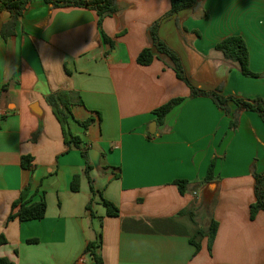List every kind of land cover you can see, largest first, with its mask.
Returning <instances> with one entry per match:
<instances>
[{
  "label": "crops",
  "instance_id": "1",
  "mask_svg": "<svg viewBox=\"0 0 264 264\" xmlns=\"http://www.w3.org/2000/svg\"><path fill=\"white\" fill-rule=\"evenodd\" d=\"M120 12L106 18L104 33L95 11L52 8L32 1L13 28L0 12V258L15 264H95L85 254L101 233L103 264H264V211L251 219L255 202L253 166L264 172V123L258 113L226 115L191 90L173 68L155 59L137 62L152 46L148 30L171 9V0H119ZM181 57L198 88H220L225 96L262 98L264 77L241 74L216 46L242 37L250 68L264 74V0H204L165 19L159 30ZM69 90L80 94L72 132L82 150L69 148L46 98ZM187 98L158 124L154 110L171 99ZM94 123L84 129L78 122ZM154 122L157 125H154ZM32 157L29 168L22 159ZM216 160L215 179L205 182ZM80 177L79 191L72 190ZM176 180L189 185L181 194ZM94 187V191L92 190ZM42 198V220L8 221L25 188ZM103 199L119 216L109 217ZM90 206V209L88 208ZM218 222L208 248L192 240Z\"/></svg>",
  "mask_w": 264,
  "mask_h": 264
},
{
  "label": "trees",
  "instance_id": "2",
  "mask_svg": "<svg viewBox=\"0 0 264 264\" xmlns=\"http://www.w3.org/2000/svg\"><path fill=\"white\" fill-rule=\"evenodd\" d=\"M34 0H0V12L9 11L12 14V20L3 26V31L13 28L18 17L22 16L28 5ZM53 9L61 7H84L96 12L98 16V27L101 31L103 40L112 46L113 41L103 31V22L106 18L113 17L120 12L119 0H44ZM204 0H171L170 11L153 23L149 28V38L152 46L145 48L138 56L137 62L142 66L151 65L155 59L164 61L175 71L177 77L185 82L191 90L190 98L207 97L210 98L215 105L226 115L231 113L230 102L237 106L231 120V129L238 126L239 114L243 110L253 111L259 114L264 123V100L262 98H238L235 96H225L221 93V89L206 90L196 87L190 80L184 68L180 55L172 49L163 39H161L159 30L165 19L175 16L179 12L186 9L198 8ZM216 50L223 53L226 60L236 63L239 66L242 75L251 78H261L264 74H258L250 68L249 49L245 40L240 36H229L216 46ZM187 98L178 97L171 99L167 103L154 110L158 124H162L166 116L177 106L181 105ZM46 101L51 107L55 117L59 121L65 144L69 147H76L82 150V154L88 162L87 170L91 169L89 149L82 148V140L71 130V121L75 120L73 108L82 105L83 100L78 92L62 90L50 94ZM85 130L93 123L94 119L89 118L85 121L78 122ZM23 166L29 168L32 163V157L25 156L22 159ZM216 160H214L208 170L205 182L213 181L215 177ZM253 175L255 178V202L251 205V219L254 220L257 214L264 211V172L259 173L253 166ZM175 185L179 188L181 194H185L190 184L187 180H176ZM80 177L73 179L72 190L77 192L80 188ZM94 191V187L92 186ZM31 189L25 188L19 199L13 203L12 211L8 221L19 219L20 221L42 220L47 212V203L44 198L40 201H32L30 198ZM103 205L106 207L109 217H117L120 214L119 208L112 202L103 199ZM90 209V206H88ZM218 222L213 219L207 231L199 230L198 236L192 240V244L196 248V253L201 250L200 239L208 237V248L212 250V246L218 230ZM7 243L4 235L0 236V246ZM102 246L101 233L98 234L96 240L90 241L86 247L85 254L88 255L95 264H103L102 257L99 253ZM0 264H15L8 258H0Z\"/></svg>",
  "mask_w": 264,
  "mask_h": 264
},
{
  "label": "water",
  "instance_id": "3",
  "mask_svg": "<svg viewBox=\"0 0 264 264\" xmlns=\"http://www.w3.org/2000/svg\"><path fill=\"white\" fill-rule=\"evenodd\" d=\"M154 125L156 126L157 123L154 122ZM89 155L92 160H96L97 154L93 150H90Z\"/></svg>",
  "mask_w": 264,
  "mask_h": 264
}]
</instances>
